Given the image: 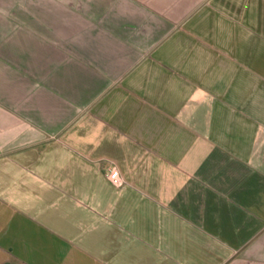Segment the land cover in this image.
Wrapping results in <instances>:
<instances>
[{
  "label": "crops",
  "instance_id": "1",
  "mask_svg": "<svg viewBox=\"0 0 264 264\" xmlns=\"http://www.w3.org/2000/svg\"><path fill=\"white\" fill-rule=\"evenodd\" d=\"M0 264H264V0H0Z\"/></svg>",
  "mask_w": 264,
  "mask_h": 264
},
{
  "label": "built area",
  "instance_id": "2",
  "mask_svg": "<svg viewBox=\"0 0 264 264\" xmlns=\"http://www.w3.org/2000/svg\"><path fill=\"white\" fill-rule=\"evenodd\" d=\"M116 182V181H115Z\"/></svg>",
  "mask_w": 264,
  "mask_h": 264
}]
</instances>
